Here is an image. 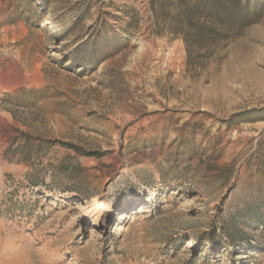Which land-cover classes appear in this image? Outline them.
<instances>
[{
    "label": "rangeland",
    "instance_id": "374dc122",
    "mask_svg": "<svg viewBox=\"0 0 264 264\" xmlns=\"http://www.w3.org/2000/svg\"><path fill=\"white\" fill-rule=\"evenodd\" d=\"M148 1L0 0V264H264V0L189 56Z\"/></svg>",
    "mask_w": 264,
    "mask_h": 264
},
{
    "label": "trees",
    "instance_id": "16d2710c",
    "mask_svg": "<svg viewBox=\"0 0 264 264\" xmlns=\"http://www.w3.org/2000/svg\"><path fill=\"white\" fill-rule=\"evenodd\" d=\"M148 4L155 21V33L162 35L166 32L181 38L188 56L189 45L200 48L220 35V29L231 27L235 23L245 25L251 17L259 16L256 10H249L251 0H149ZM259 162L264 165V154L259 156ZM263 214L264 201L251 203L247 205L240 225L262 233L264 232ZM238 225L234 217L228 224H223L221 229L233 239L235 233L239 236L243 235L242 231L237 230ZM230 242L235 245L234 240ZM212 243L214 249H217L219 243L213 239ZM246 247H251V244L247 242Z\"/></svg>",
    "mask_w": 264,
    "mask_h": 264
}]
</instances>
